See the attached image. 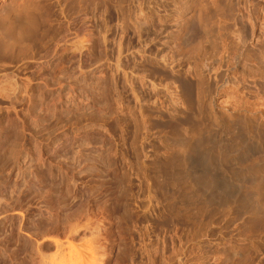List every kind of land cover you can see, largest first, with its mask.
Here are the masks:
<instances>
[{
    "label": "rangeland",
    "instance_id": "rangeland-1",
    "mask_svg": "<svg viewBox=\"0 0 264 264\" xmlns=\"http://www.w3.org/2000/svg\"><path fill=\"white\" fill-rule=\"evenodd\" d=\"M261 2L252 0L256 25L241 0H32L36 36L0 44V264H45L57 242L80 253L76 264H264V216L240 212L244 191L226 177L254 152L264 163L253 148L264 129L238 119L229 130L206 104L227 108L230 82L256 92L251 78L264 81ZM250 100L234 113H258Z\"/></svg>",
    "mask_w": 264,
    "mask_h": 264
},
{
    "label": "bare ground",
    "instance_id": "bare-ground-1",
    "mask_svg": "<svg viewBox=\"0 0 264 264\" xmlns=\"http://www.w3.org/2000/svg\"><path fill=\"white\" fill-rule=\"evenodd\" d=\"M81 2L82 1H90V2H93L94 0H80ZM221 1V0H220ZM242 2H243V5H244V9L246 10V13H247V15H245L246 17H247V19L248 20H250V21H252V22H254L255 24L257 23V22H255L256 20H255V18H254V13L257 11V9L258 8H260V4L258 3L257 5V8H256V6H254V5H252V0H241ZM34 3V2H33ZM32 3V0H11L10 1V3H8V4H6L5 5V8H4V11H3V13H1L0 14V23H1V25H2V29H3V33H0V44L3 46V50H8V49H10L13 45H15V44H18V43H22V41L23 40H28V39H32L34 36H36V34H37V32L39 31V22H40V20H39V18H38V16L40 15V13H39V11H40V9L39 8H37L34 4ZM215 3V2H214ZM219 2H217V4H218ZM262 4H263V6H264V0H262V2H261ZM256 8V11L254 12V9ZM263 8V12H264V7H262ZM195 12V11H194ZM197 12V11H196ZM141 13V12H140ZM196 13H194L193 15H195ZM192 15V14H191ZM104 16V15H103ZM264 16V15H263ZM123 17H125V16H123ZM122 17V18H123ZM194 17L195 16H193V18H192V16L191 17H188V19L189 18H192V20H191V22L193 23V20H194ZM201 18H202V16H201ZM125 19V18H124ZM123 19V20H124ZM131 19V18H130ZM134 19V18H133ZM137 19V18H136ZM47 20V19H46ZM141 20V19H140ZM49 21V20H48ZM194 21H196L197 22V24L199 23V25H200V21H202V19H200V17L199 16H197L196 17V19L194 20ZM249 21V22H250ZM106 22V21H105ZM182 22V21H181ZM184 24L187 26V24L188 25H191V23L190 22H187V20H184ZM196 22H194L193 24H192V26H190V27H193V25H197V24H195ZM251 22V23H252ZM255 24H253V26L255 25ZM262 24V23H261ZM260 24V25H261ZM101 25V24H100ZM199 25H197V26H199ZM257 25V24H256ZM255 25V26H256ZM263 25V26H262ZM261 25V27H262V29H263V27H264V24H262ZM252 26V28H255V27H253ZM127 27V23H125L124 24V27H123V33L124 34H126L127 32H129V31H127L125 28ZM188 28H189V26H187ZM258 27V26H257ZM41 28V27H40ZM135 28V27H134ZM146 28H148V27H146ZM152 28V27H151ZM137 29V30H136ZM180 29V28H179ZM261 29V28H260ZM261 29V30H262ZM129 30V29H128ZM151 30V29H150ZM181 31H184L185 32V26L184 27H182L181 29H180ZM254 29H252V31H253ZM136 31V32H135ZM135 33H136V36L139 38V36H140V34H141V32L142 31H144V29L143 28H141V30H139V28H135ZM264 31V30H263ZM178 32V31H177ZM187 32V31H186ZM234 33H235V31H233ZM236 32H238V31H236ZM66 33L67 34H65L63 37H62V39L59 41L60 43H63V44H67L68 43V37L70 36V35H72V31L71 30H69L68 29V31H66ZM144 33H146V30H145V32ZM176 33V32H175ZM179 33H180V31H179ZM174 34V36H175V39H179L180 38V34L182 33H180V34ZM233 33V34H234ZM239 33V32H238ZM241 33V32H240ZM239 33V34H240ZM185 34V33H184ZM232 34V35H233ZM243 34V33H242ZM75 35V34H74ZM92 35V34H91ZM236 36H238L237 34H235ZM95 36V35H94ZM174 36H172V38L174 37ZM136 37V38H137ZM244 37V36H243ZM254 37V36H253ZM233 38V37H232ZM236 38H238L239 40H240V37H236ZM174 39V38H173ZM26 40V41H27ZM35 40V39H34ZM91 40V39H90ZM90 40H88V42L90 43L91 41ZM236 40V39H235ZM238 40V41H239ZM25 41V42H26ZM29 41V40H28ZM95 41V40H94ZM24 42V41H23ZM103 42V41H102ZM77 43V42H76ZM76 43H71V45L70 46H68V45H66V46H64V47H66L65 49H64V47H63V49L61 50V48H60V50L59 49H57L59 52L61 51V53L60 54H62V55H59V56H65V54L67 53L66 51L68 50V49H70V52H75L76 50H77V44ZM80 43V42H79ZM78 43V44H79ZM105 43H106V41H105ZM93 44V43H92ZM101 44V43H100ZM103 44H104V42H103ZM59 45V44H58ZM57 45V46H58ZM84 45V44H83ZM88 45V44H87ZM91 45V44H90ZM93 45H95V43L93 44ZM92 45V46H93ZM105 45V44H104ZM154 45V44H153ZM68 46V47H67ZM80 46V45H79ZM103 46V45H102ZM107 46V45H106ZM121 47V50H123L122 51V53L123 52H127V46H128V43H125V42H123L121 45H120ZM60 47V46H59ZM57 48V47H56ZM93 48V47H92ZM119 48V49H120ZM73 49V50H72ZM149 50V49H148ZM55 51H56V49H55ZM55 51H53L54 53L53 54H49L50 56H51V58H52V60L54 59V58H56L57 57V55H58V53L59 52H56L55 53ZM150 51V50H149ZM155 51H156V49H155ZM69 52V51H68ZM119 52H120V50H119ZM151 54H153V53H151ZM67 55H68V53H67ZM121 55V54H120ZM225 55V54H224ZM59 56H58V58H59ZM118 57H119V55H118ZM162 57H164V56H162ZM129 58V57H128ZM149 58H151V57H149ZM148 58V59H149ZM222 58H225V57H222ZM239 58V57H238ZM123 59L124 60H122L123 62V64L125 63V65L123 66L122 65V67L121 68H123V81L126 83L127 81H128V73L126 72L127 71V66H128V62H127V57H123ZM133 59V58H132ZM152 59V58H151ZM166 59V58H165ZM118 60V59H117ZM144 60V59H143ZM146 60V59H145ZM224 60V59H223ZM223 60H221V61H223ZM148 61V60H147ZM199 61H200V59H199ZM202 61H204V58H203V60ZM220 61V60H219ZM235 61V60H234ZM240 61V60H239ZM150 62H152V61H150ZM149 62V63H150ZM165 62H166V60H165ZM204 62H206L207 63V61H204ZM224 62H226V63H228L229 61H227V60H225V61H223V62H221V63H224ZM164 63V62H163ZM167 63V62H166ZM166 63H164V64H166ZM188 63V62H187ZM201 63V61L199 62V64ZM206 63H203L204 64V66H205V64ZM226 63H224V64H226ZM170 64V63H169ZM189 64H191V63H188L187 64V66L189 65ZM202 64V63H201ZM223 64V66H226V65H224ZM231 64L232 63H230V67L232 68V67H234L233 65L231 66ZM233 64H234V62H233ZM157 65V64H156ZM186 65V64H185ZM207 66H208V64H206ZM229 65V64H228ZM238 65H240L239 63H238ZM192 66V65H191ZM195 66V65H194ZM194 66H192L193 68H194V70H195V67ZM200 66V65H199ZM207 66H205V68L207 67ZM215 66H216V64H215ZM215 66H212L211 67V70L212 69H214V67ZM192 67H190L191 69H189L188 70V68H186L184 71H187V72H184L185 74H187L188 76H189V78H191L192 79V77L194 76V72L195 73H197L196 71H194L193 69H192ZM198 67V66H197ZM196 67V68H197ZM209 68H210V63H209V66H208ZM220 67V66H219ZM218 67V68H219ZM238 67V66H237ZM163 68H164V70H165V67L163 66ZM168 67H166V69H167ZM204 68V67H203ZM204 68V69H205ZM218 68H215L214 70H216V69H218ZM220 68H222V65H221V67ZM219 68V69H220ZM226 69L228 68L227 66L225 67ZM236 68V67H235ZM235 68H233V69H235ZM169 70H167V72L168 71H170L169 73H172L171 71L172 70H170V69H173L172 67L170 68H168ZM224 69V68H223ZM174 70V69H173ZM201 70V69H200ZM222 70V69H221ZM228 70H229V68H228ZM175 71H177V70H175ZM209 70H207V72H208ZM229 71H231V70H229ZM264 71V70H263ZM174 72V71H173ZM204 72H206V70L204 71ZM214 72V71H213ZM221 72H223L224 73V70L223 71H221ZM221 72H217V70H216V73H218L219 74V76L218 75H216L217 77H220L221 75L220 74H222V79H223V75H226V74H223V73H221ZM232 72V71H231ZM176 73V72H175ZM179 73V71L175 74V76L177 77V74ZM181 73V72H180ZM234 73V72H233ZM199 74H200V72H199ZM203 74V73H202ZM209 74V73H208ZM253 74V73H252ZM259 74V73H258ZM261 74H262V72H261ZM172 75H173V73H172ZM171 75V76H172ZM183 75V74H182ZM181 75V76H182ZM187 75H185V76H187ZM196 76H197V74H195ZM201 75V74H200ZM206 75H207V73H206ZM206 75H205V77H206ZM212 75V73H210V76ZM213 75H215V74H213ZM229 75H231V74H229ZM236 75V74H235ZM234 75V76H235ZM180 76V75H179ZM208 77H209V75H207ZM215 76V77H216ZM228 76V75H227ZM234 76H231V78L232 77H234ZM173 77V76H172ZM175 77V78H176ZM199 77V76H198ZM216 77V78H217ZM225 77V76H224ZM249 77V76H248ZM174 78V77H173ZM186 78V77H185ZM212 78H213V76H212ZM216 78L214 79V80H216ZM221 78V77H220ZM219 78V79H220ZM237 78V77H236ZM243 78V77H242ZM264 78V77H263ZM177 79V78H176ZM186 79H188V78H186ZM185 79V80H186ZM240 79V78H239ZM252 81H251V84H252V86L256 89V92H258L259 90L262 92V90L261 89H259V88H261V86L263 85L262 83H264V81H262V77L260 76V75H254L252 78ZM213 80V81H214ZM224 80H225V78H224ZM228 80H230V79H228ZM191 81V80H190ZM222 81V80H221ZM220 81V82H221ZM243 81V80H242ZM209 82H211V80L209 81ZM217 82V81H216ZM223 82V81H222ZM221 82V83H222ZM229 82V81H228ZM240 82V81H239ZM212 83V82H211ZM214 83H215V81H214ZM217 83H219V80H218V82ZM216 83V84H217ZM234 83V82H233ZM238 83V82H237ZM249 83V82H248ZM223 84V83H222ZM229 83H227V85H228ZM218 85V84H217ZM230 85L231 86H235V87H233V88H228V91L230 90V92L228 93V92H226V91H224L223 89H225V87H226V85H220V87L222 88V90L224 91V92H226V94H227V98H224V99H222L221 101H220V103H223V105H220V106H224V105H226V106H228L227 108H225V107H223V108H219V106H217V109L216 108H214L215 106H214V104H213V102H211L212 100H210L209 102H207L206 104H207V109H208V111L209 112H207L208 114H210V116H208V117H211V119H213V120H211V121H214V123H216L217 121H220V122H223L224 124H225V126L227 127V125H228V127L229 128H231V127H233L234 126V123H230V121L231 122H235V120H238V119H240V120H242V123H253V125H252V127L255 125L254 124V122L256 123V125L257 124H259L260 126V128L261 127H263V129H264V117H263V112H264V96H262V97H259V94H255L256 92H251L249 89H244L242 86H244V84H242V86H238L237 85V87H236V85L235 84H232L231 82H230ZM240 85V84H239ZM248 85H250V84H248ZM261 85V86H260ZM1 86V85H0ZM223 86H225V87H223ZM246 87H247V85H245ZM264 86V85H263ZM217 87H219V86H217ZM228 87V86H227ZM250 87H251V85H250ZM178 88V87H177ZM264 88V87H263ZM1 90H0V95H2L3 93V91H5V90H2V88H0ZM252 89V88H251ZM254 89V90H255ZM222 91V92H223ZM177 93V92H176ZM4 96V95H3ZM254 98V100H255V102H257L258 103V101H259V103L260 104H258L259 105V108H260V111H259V109H258V111H256V112H258V113H253V114H247V112H245L244 110V112H242V113H244V114H241V113H238V112H236V113H234V111H236V109L234 110V108H235V106H236V104H237V102H238V104H240L239 102L240 101H242V103H249V101H251L250 99H253ZM208 100V99H207ZM253 100V101H254ZM219 102V101H218ZM214 103H215V99H214ZM251 103H253V102H251ZM250 103V104H251ZM216 104V103H215ZM217 105V104H216ZM241 105V104H240ZM244 105V104H243ZM204 106H206V105H204ZM262 108H261V107ZM230 107H232L233 109H231ZM237 107H238V105H237ZM241 108V107H240ZM239 108V109H240ZM233 111H231V110ZM231 111V112H230ZM248 111V110H247ZM255 111V110H254ZM252 113V112H251ZM219 122V123H220ZM236 123V122H235ZM212 124V123H211ZM210 124V125H211ZM221 124V123H220ZM232 125L231 127H230V125ZM236 125H237V127L238 128H240V126H238L239 125V123L237 124L236 123ZM235 125V126H236ZM250 125V124H249ZM248 125V126H249ZM215 126H217V125H215ZM220 126V125H219ZM246 126V125H245ZM244 126V127H245ZM227 127V128H228ZM252 127L250 126V128H251V130H252ZM258 127V126H257ZM242 128H243V126H242ZM242 128H241V130H242ZM247 128V127H246ZM218 129V128H217ZM243 129H245V128H243ZM248 129H249V127H248ZM247 129V130H248ZM220 130V129H219ZM229 130H233V128H231V129H229ZM250 130V129H249ZM253 130H256V128L255 129H253ZM225 131V130H224ZM259 131V130H258ZM260 131H261V129H260ZM264 131V130H263ZM263 131H261V137H260V139L261 140H258V141H256V144H255V146L254 145H252V147L255 149V147H256V151H257V149H259V151H258V153L261 151L262 153H263V156H264V133H263ZM245 132H247V131H243V133H245ZM249 133H250V131H248ZM256 132V131H255ZM254 133V132H253ZM258 133V132H257ZM260 133V132H259ZM248 134V133H247ZM256 134V133H255ZM246 135V134H245ZM250 135V134H249ZM248 136V135H247ZM251 136H253V135H251ZM251 136H250V139H251ZM257 136H259V134H257L256 136L254 135V137H256L257 138ZM250 139H248V140H250ZM258 139V138H257ZM252 140V139H251ZM250 142V141H249ZM248 142V143H249ZM252 143V142H251ZM248 148V147H247ZM252 148V149H253ZM243 150H245V149H243ZM241 151V150H240ZM240 153V152H239ZM247 153V152H246ZM255 153V152H254ZM254 153H253V157L252 158H248L250 161V163L252 164V166H245V165H247L246 163H245V168H243L242 166H237L236 167V169L234 170V169H231V171H232V173H229L228 174V176H226V177H229V175L231 174L232 176H231V178H229V179H232L234 182H233V184L234 185H236V184H238L241 188H242V190H241V192L242 191H244L243 193H241L239 190H237V191H239L241 194H243V195H245V197L243 196L242 197V199H240V200H238L239 201V206H238V209L240 210V212H242V213H247V214H250V215H258V216H264V174H263V172H264V170H263V167H264V165H261V164H264V163H262V161L261 160H258L257 158V162L258 161H260L261 163H260V166H259V164L257 165L256 164V162L255 161H252L253 160V158H255L254 157ZM257 153V154H258ZM247 155V154H246ZM258 155H260V154H258ZM261 156L262 155H260L259 157H260V159H262L261 158ZM262 156V157H263ZM240 159L242 158H245L244 156H242V154L240 153ZM251 157V156H250ZM246 159V158H245ZM247 159V160H248ZM236 161V160H235ZM241 162V161H240ZM243 162V161H242ZM246 162V161H245ZM249 163V164H250ZM256 165H255V164ZM237 164H239V163H237ZM236 164V165H237ZM241 164V163H240ZM239 164V165H240ZM243 164H244V162H243ZM255 165V166H254ZM263 166V167H262ZM247 167V168H246ZM235 168V167H234ZM225 170V172L227 171L226 170V168L224 169ZM234 170V171H233ZM229 171V170H228ZM224 172V171H223ZM228 173V172H227ZM226 174V173H225ZM224 175V174H223ZM226 179V178H225ZM228 179V180H229ZM231 180V181H232ZM232 183H230V185H231ZM239 192H238V194H239ZM239 197H240V195H238ZM241 198V197H240ZM236 199V198H235ZM237 199H239V198H237ZM234 200V199H233ZM237 201V202H238ZM228 203V202H227ZM227 203H225L226 204V207H227ZM230 203H231V201H230ZM233 203V202H232ZM236 203V202H235ZM235 203H234V205H235ZM229 204V203H228ZM230 205V204H229ZM233 205V206H234ZM225 206V205H224ZM231 206V205H230ZM233 206H231V207H233ZM235 207V206H234ZM230 208V207H229ZM228 208V209H229ZM236 208V207H235ZM235 208H233V209H235ZM232 209V208H231ZM80 218V217H79ZM74 223H75V221H73ZM77 222V221H76ZM70 223V222H69ZM71 225H73V224H71ZM70 225V227H72ZM76 225H77V223H76ZM75 225V226H76ZM76 230V229H75ZM66 232H67V229H66ZM67 236H69V235H67ZM97 236H99L100 237V235L98 234V235H96V237ZM102 238H104V236L102 237ZM107 238V237H106ZM96 239V238H95ZM74 240V239H73ZM92 240V242H93V240L94 239H91ZM97 240H98V237H97ZM96 242V240L94 241V243ZM103 243H105V242H103ZM57 245V249H58V258L56 259V258H54L53 260L52 259H50V260H48L47 262H45V264H76L75 263V261H76V258L79 256L80 257V253H76V251H75V248H73L68 242L66 243V244H64V243H54V245ZM87 245H89V244H87ZM90 245L91 246H93L91 243H90ZM89 245V247L90 248H92V249H90L91 251L93 250V247H91ZM122 245H123V243H122ZM101 246V245H100ZM105 246V245H104ZM103 246V247H104ZM97 247H98V245H97ZM102 247V246H101ZM101 247H98V248H101ZM108 247V246H107ZM106 247V248H107ZM122 247V246H121ZM80 248V247H79ZM94 248H95V245H94ZM98 248H97V250H98ZM127 249V248H126ZM87 250H89V249H87ZM90 250H89V252H90ZM96 250V249H95ZM97 250H96V253H97V255L99 254L98 252H97ZM106 250V249H105ZM109 250V249H108ZM122 250V249H121ZM130 250V249H129ZM104 251V250H103ZM93 252V251H92ZM91 252V253H92ZM107 252V251H106ZM127 253V252H126ZM133 253V252H132ZM105 254V253H104ZM122 254V253H121ZM96 255V254H95ZM106 255V254H105ZM131 255V254H130ZM92 257H94V256H92ZM97 257H99V255L98 256H96L95 258H97ZM106 257H108V256H106ZM118 257V256H117ZM123 257H124V255H123ZM130 257V256H129ZM95 258H92V260L90 259V264H96L97 262H96V260H98V259H95ZM101 257H99V259H100ZM126 258V257H125ZM133 258V257H132ZM48 259V258H47ZM87 259H89V258H87ZM86 259V260H87ZM108 259V258H107ZM121 259V258H120ZM129 260V259H128ZM79 261V260H78ZM99 261H101V259L99 260ZM102 262V261H101ZM85 263H87L88 264V261L86 262H84V264ZM104 263V262H103ZM108 263V262H107ZM120 263H121V261H120ZM77 264H80V262L79 263H77ZM98 264V263H97ZM99 264H100V262H99ZM102 264V263H101Z\"/></svg>",
    "mask_w": 264,
    "mask_h": 264
}]
</instances>
